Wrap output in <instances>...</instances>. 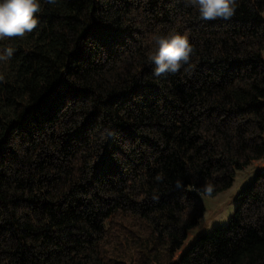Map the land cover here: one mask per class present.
I'll return each mask as SVG.
<instances>
[{"label":"trees","instance_id":"16d2710c","mask_svg":"<svg viewBox=\"0 0 264 264\" xmlns=\"http://www.w3.org/2000/svg\"><path fill=\"white\" fill-rule=\"evenodd\" d=\"M39 2L2 43L0 264H264L261 171L185 247L203 197L264 160V0L212 21L185 0ZM175 33L190 61L155 76V37Z\"/></svg>","mask_w":264,"mask_h":264},{"label":"clouds","instance_id":"9594fccd","mask_svg":"<svg viewBox=\"0 0 264 264\" xmlns=\"http://www.w3.org/2000/svg\"><path fill=\"white\" fill-rule=\"evenodd\" d=\"M46 3L55 5L57 0H46ZM185 3L186 6L197 9L203 21L229 20L238 7L237 0H185ZM40 12L39 0H0V41L5 38H23L32 33L38 26L37 14ZM155 44V51L148 54V60L155 65V76L179 72L183 65L189 63L194 52L186 34L157 35ZM14 52L15 49L11 46L0 48V62L7 63ZM3 79L0 76V81ZM155 179L161 181L163 177L158 174ZM175 187L182 188V183L178 180ZM213 191V184L207 183L204 186L206 194L210 195Z\"/></svg>","mask_w":264,"mask_h":264},{"label":"rangeland","instance_id":"374dc122","mask_svg":"<svg viewBox=\"0 0 264 264\" xmlns=\"http://www.w3.org/2000/svg\"><path fill=\"white\" fill-rule=\"evenodd\" d=\"M264 18V13L262 14ZM0 41V48H3ZM264 58V52H263ZM6 63L0 62V74ZM1 76V75H0ZM264 172V160L252 163L245 170L238 171L234 178L232 187L215 197H203L205 200V212L197 227L193 228L188 233V240L185 247L194 239L209 235L212 230L219 226H226L232 216L234 209L237 206L236 197L238 191L254 179L257 172ZM182 251L175 255L174 262H177ZM157 264V263H152Z\"/></svg>","mask_w":264,"mask_h":264}]
</instances>
